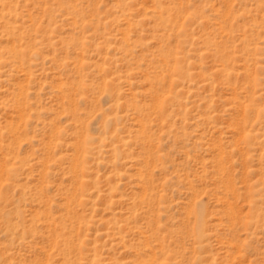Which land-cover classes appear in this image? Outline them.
Wrapping results in <instances>:
<instances>
[{
    "label": "rangeland",
    "instance_id": "1",
    "mask_svg": "<svg viewBox=\"0 0 264 264\" xmlns=\"http://www.w3.org/2000/svg\"><path fill=\"white\" fill-rule=\"evenodd\" d=\"M0 264H264V0H0Z\"/></svg>",
    "mask_w": 264,
    "mask_h": 264
}]
</instances>
